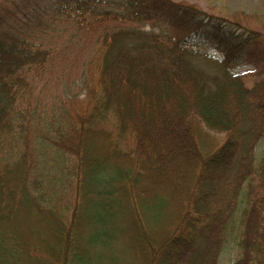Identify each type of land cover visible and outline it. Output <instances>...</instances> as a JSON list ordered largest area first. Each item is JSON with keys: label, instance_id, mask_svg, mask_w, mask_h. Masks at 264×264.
I'll return each mask as SVG.
<instances>
[{"label": "trees", "instance_id": "trees-1", "mask_svg": "<svg viewBox=\"0 0 264 264\" xmlns=\"http://www.w3.org/2000/svg\"><path fill=\"white\" fill-rule=\"evenodd\" d=\"M263 34L174 0H0V256L84 264L70 242L93 199L101 253L125 209L144 240L176 219L153 264H216L233 225V264H264V81L233 72L264 63ZM209 50L217 72L202 67ZM70 56L85 65L47 95L42 78ZM23 213L63 247L15 241Z\"/></svg>", "mask_w": 264, "mask_h": 264}, {"label": "rangeland", "instance_id": "rangeland-1", "mask_svg": "<svg viewBox=\"0 0 264 264\" xmlns=\"http://www.w3.org/2000/svg\"><path fill=\"white\" fill-rule=\"evenodd\" d=\"M187 4L194 5L195 7L201 9L202 11L215 14L222 17H226L232 22H236L243 27L250 28L253 30L260 31L264 33V24H262V16L264 15V0H174ZM264 35V34H263ZM210 55V64H213L215 61L213 58L220 60V55L215 51L209 50L207 52ZM84 61L83 56L74 58L69 57L67 63L56 61L51 64L48 72L42 78V84L45 85L47 95L59 93L60 86L63 82V76L67 75L69 72H74L78 70ZM93 66H91L92 69ZM202 67L207 72H217L218 67L216 65H209L206 62L202 63ZM64 68L66 70H64ZM254 70V74L248 77L249 82L261 78L264 81V63L249 64L240 68L235 69L233 72H244ZM48 74V75H47ZM54 75L53 77H51ZM47 82V84H45ZM75 86H78L75 89ZM72 87L78 92L82 90V86L77 82V79L72 83ZM83 94V92H82ZM81 96V95H80ZM101 147V141L97 139L95 142L88 145V155L96 157L98 156ZM264 148V142H259L255 149V161L259 160L262 150ZM209 176L204 178V181H208ZM213 180V177L210 178ZM186 182V181H185ZM184 185L189 187V181ZM184 186V187H185ZM213 191L207 193L208 198H217L218 193ZM156 192V190H155ZM93 200V199H92ZM88 201L87 206L85 207L82 215V225L78 230L77 237L75 241H71L74 247L81 249L83 253L82 263L84 264H153V261L156 260V254L150 252L151 248H154V245L158 244L163 237H167L171 230L176 226V219H172L166 228L167 233L165 235L154 236L147 235L148 239H142L138 234H136L132 222L130 221V214L125 212V217L122 219L119 215L120 211L118 208L115 221L113 223V228L118 231L117 236H113L111 240H106V248L101 253L95 246L92 244L95 242L92 230L89 229L90 224H92L94 215L93 207L96 205L95 201ZM117 202H115L116 204ZM206 204V203H205ZM204 204V205H205ZM210 204V203H209ZM162 201H160V209H154L155 213L149 214V219L154 221L158 218L159 211L164 209ZM18 224H23V227L18 229V225H14V240L24 237V239H35L38 237L40 240L47 239L53 242L56 245L57 249H61L65 244V240L59 233L56 231L47 230L41 224V220L35 214H20L18 215ZM153 225V223H152ZM7 228H5V231ZM0 233H2L0 231ZM238 231L236 227L230 226L227 229V232L224 236L222 247L220 249L216 264H233L237 257V243H238ZM71 245V246H72ZM9 252L7 256H0V260H4V264H21L18 263L16 258L11 255ZM25 264V263H22Z\"/></svg>", "mask_w": 264, "mask_h": 264}]
</instances>
